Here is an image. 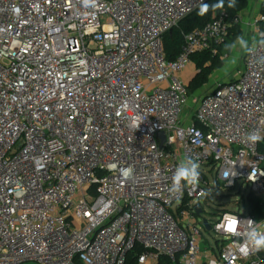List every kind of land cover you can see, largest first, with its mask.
<instances>
[{"label":"built area","instance_id":"obj_1","mask_svg":"<svg viewBox=\"0 0 264 264\" xmlns=\"http://www.w3.org/2000/svg\"><path fill=\"white\" fill-rule=\"evenodd\" d=\"M206 1L0 0V264H264L262 250L241 252L249 220L264 227V140L245 142L264 136V47L191 105V57L240 16L213 12L173 60L163 50ZM251 24L259 39L264 13ZM185 156L199 184L172 193ZM211 182L212 193L242 182L261 217L245 206L202 218ZM205 229L220 241L206 244Z\"/></svg>","mask_w":264,"mask_h":264},{"label":"trees","instance_id":"obj_2","mask_svg":"<svg viewBox=\"0 0 264 264\" xmlns=\"http://www.w3.org/2000/svg\"><path fill=\"white\" fill-rule=\"evenodd\" d=\"M218 0H207L206 4H215ZM228 0H224V9L229 14L230 18L239 17L240 13L246 8L247 0H236V6L234 8L227 7ZM200 6L192 11L190 14L185 16L174 28L167 32L163 37V50L165 58L167 60H173L176 55L181 50L184 42V33L194 29L196 27H202L209 20H211L213 11H209L204 16L198 15ZM218 9V10H221ZM216 10V11H218ZM215 11V12H216ZM261 12L264 13V7H262ZM242 29L239 23L233 24L229 29V33L223 42L210 46L209 48L194 54L192 58V63L195 66L196 72L190 79L187 85L188 95L193 94L199 89L204 88L208 85L211 74L220 69L224 60L222 56L228 54L225 50V45L231 43L239 35H242ZM259 150L264 153V143L260 144ZM249 214L253 215L255 218L261 217V208L259 207V202L257 198L252 195L249 196ZM264 254V250H262ZM125 264H136V257L134 254H129L126 259Z\"/></svg>","mask_w":264,"mask_h":264},{"label":"clouds","instance_id":"obj_3","mask_svg":"<svg viewBox=\"0 0 264 264\" xmlns=\"http://www.w3.org/2000/svg\"><path fill=\"white\" fill-rule=\"evenodd\" d=\"M98 0H82V4L86 9H95ZM236 6V0H228L227 7L234 8ZM224 7V0H218L215 4L201 3L198 15L204 16L210 10L215 12L218 9ZM258 47H264V33L260 34V38H246L244 35H239L234 41L225 45L227 53H232L239 49L241 54L254 55ZM231 62L235 64L236 57H233ZM264 140V136H261L259 131L253 130L248 133L245 138L246 143L255 145L259 141ZM200 164L191 156H185L178 163L175 172L172 177V184L170 192L179 193L185 186L195 189L200 181ZM131 169H126L124 174L129 175ZM236 221H233L231 227L236 232ZM251 227L245 233L244 243L241 246V252L244 255L250 252H259L264 250V227L257 225L255 221L249 220Z\"/></svg>","mask_w":264,"mask_h":264},{"label":"rangeland","instance_id":"obj_4","mask_svg":"<svg viewBox=\"0 0 264 264\" xmlns=\"http://www.w3.org/2000/svg\"><path fill=\"white\" fill-rule=\"evenodd\" d=\"M247 36V35H246ZM245 36V37H246ZM242 55L239 51V49H237L236 51L230 53L228 59L224 60L225 62V67L222 66L220 69L215 70L211 76H210V80L207 86H205L202 89L197 90L196 92H194L189 100H188V105H191L192 101V96H197V98L199 97L200 94H202L205 91H209L213 86H212V82L215 81L216 79H223L226 78L228 79L230 77V74H226L224 72V69L226 70L227 68H231L233 67L234 70H237L238 68L241 69L242 67ZM236 57V62L235 64H233L231 62L232 58ZM193 69V68H191ZM191 108L189 106H187L185 108V115H189L191 113ZM242 182H239L236 188L233 189H226V190H219L217 193H212V191L214 190L213 187V182H211V189L209 191V194L212 193L213 194H217L216 196H211L209 197V202L211 204H209L208 206L205 205L204 206V212L202 213V218H206L207 220H209L210 222L215 220V218L217 217V214L222 211V210H242L245 206V209L248 208V203L246 201V197L249 194V188H247L246 185H244V188L239 192L238 191V187ZM241 195H242V200H241ZM241 200V201H240ZM238 201H240V206L237 203ZM203 203H205L203 201ZM219 211V212H218ZM204 236L207 238L206 244H215L218 241H220V236L217 235L213 230H204L203 232ZM22 264H37L34 262H24Z\"/></svg>","mask_w":264,"mask_h":264},{"label":"crops","instance_id":"obj_5","mask_svg":"<svg viewBox=\"0 0 264 264\" xmlns=\"http://www.w3.org/2000/svg\"><path fill=\"white\" fill-rule=\"evenodd\" d=\"M262 7H264V0H247V6L246 8L240 13V18H241V22L239 23L240 28L242 29V35L246 36V38H255V30L254 27L251 24V21L253 19V17L261 12ZM229 57V53L227 54ZM225 58L223 60L228 59ZM242 64H243V55H242ZM223 66L225 67V62L223 64ZM234 67V66H233ZM233 67H229L226 70L224 69V72L226 74H230L229 79H234L237 77V72H240L243 68V65L241 67V69H237L234 70ZM193 68V69H191ZM219 71V70H217ZM196 69L195 66L193 65V63L183 72V75L186 79H190L193 77V75L195 74ZM224 80H227L226 78H223ZM222 79H220L219 81H221Z\"/></svg>","mask_w":264,"mask_h":264},{"label":"water","instance_id":"obj_6","mask_svg":"<svg viewBox=\"0 0 264 264\" xmlns=\"http://www.w3.org/2000/svg\"><path fill=\"white\" fill-rule=\"evenodd\" d=\"M159 135H160L161 140L163 141V140H164V135H163V133L161 132ZM196 211H197V213L200 212V210H199L198 207H196ZM204 224H205L206 229H209V226H208L206 220H204Z\"/></svg>","mask_w":264,"mask_h":264}]
</instances>
